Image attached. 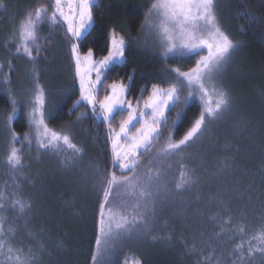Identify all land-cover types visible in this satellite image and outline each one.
Instances as JSON below:
<instances>
[{
  "label": "trees",
  "instance_id": "trees-1",
  "mask_svg": "<svg viewBox=\"0 0 264 264\" xmlns=\"http://www.w3.org/2000/svg\"><path fill=\"white\" fill-rule=\"evenodd\" d=\"M152 3L96 0L92 27L79 42L82 54L91 48L98 59L107 55L110 31L122 30L130 41L125 59L105 73L106 83L123 81L129 86L128 99L140 100L141 106L153 83L166 86L175 77L171 69L189 71L200 58L186 50L165 56L156 35L141 30ZM41 4L54 5V0H0V203L4 204L0 221L4 231H11L0 240L13 253L25 245L43 248L49 264H93L96 239L103 237L89 168L95 164L111 170L108 126L92 116L86 105L73 109L80 91L66 33L61 30L65 27L59 22L54 29L50 21H44L41 30L37 25L43 50L36 64L45 90L44 122L49 129L70 133L72 143L83 149V159L73 156L62 142L59 152L39 148L30 120L35 97L33 64L22 51L16 52V39L20 22ZM217 5L221 26L239 45L225 83L240 104L190 150L165 162L170 167H165L148 226L138 229L131 241L110 247L100 264H264V253L248 255L249 245L255 248L258 244L252 237L264 230V0H217ZM5 76L10 81L7 85ZM107 91L106 86L100 88L98 98L102 100ZM187 94L185 88L178 106L168 114L176 139L188 130L202 107L198 96L184 104ZM12 99L17 100L15 113ZM85 112L87 116L78 120ZM118 123L119 117L114 126ZM13 132L19 138L15 146L22 157L19 171L7 164ZM154 152L146 153L141 164L154 158ZM66 159L78 162L69 167L64 164ZM181 163L194 173V183L177 194ZM16 200L31 207L21 211ZM49 241L60 243V252L47 247ZM241 243L244 247L238 251Z\"/></svg>",
  "mask_w": 264,
  "mask_h": 264
},
{
  "label": "snow or ice",
  "instance_id": "snow-or-ice-1",
  "mask_svg": "<svg viewBox=\"0 0 264 264\" xmlns=\"http://www.w3.org/2000/svg\"><path fill=\"white\" fill-rule=\"evenodd\" d=\"M95 4L96 0H54V5L41 4L36 7L34 11L27 13L19 24L16 52L22 51L33 64L31 90L35 97L30 120L37 133L39 148H51L59 152L62 142L72 150L73 156L83 159V149L72 143L70 133L49 129L44 122L45 90L41 86V77L36 67L37 57L43 50L37 25L44 21L57 24L62 19L66 25V28L61 30L66 33L80 91V97L73 104V109L87 105L91 108L92 116L102 118L108 126L111 170L107 167L101 170L95 164L89 168L92 172L91 186L98 197V226L103 237L101 239L98 235L96 239V252L92 255V261L93 264H100V258L110 247L131 241L138 229L148 226V217L154 213L156 198L161 191L160 182L165 167H170L165 162L190 150L210 132L212 125L238 108L240 101L225 82L229 78L230 61L239 45L233 42L218 20L217 0H153L141 30L151 31L156 35L165 56L174 51L186 50L199 55L200 58L189 71L171 69L175 77L168 80L166 86L153 83L150 94L147 99H143L141 106L140 100L133 103L128 99L129 86L123 81L106 83L105 73L125 59L130 41L122 30L114 28L110 31V46L106 49V56L94 59L91 48L86 53H81L79 42L87 38L92 27ZM5 47L7 48V45ZM11 64L9 61L10 70ZM2 68L3 65H0V70ZM128 80L131 81L132 77H128ZM3 83H10L7 76L4 77ZM105 86L108 91L101 100L98 98V92ZM185 88L188 94L184 104L192 97L198 96L202 107L199 116L188 130L176 139L168 125V114L178 106ZM143 91L142 89L141 92ZM11 103L15 113L17 100L12 99ZM85 116L86 112L81 113L77 119ZM117 117L119 123L114 126ZM12 119L13 116L10 115L8 122ZM179 119L180 114L177 113V120ZM175 123L173 121V124ZM18 139L13 132L7 156V164L14 171H19L22 166V157L15 146ZM24 139L30 141L28 135H25ZM153 150L154 158H147V162L142 165L141 160L145 159V154ZM76 162L78 161L66 159L64 164L74 167ZM180 167V179L175 182L177 194L194 183V173H190L183 163ZM15 204L21 211L25 207H31L20 200H16ZM3 207L4 204L0 203V208ZM239 231L243 232L244 229ZM4 235L3 221H0V237ZM252 239L258 244L255 248L249 245L248 255L251 256L254 251L264 253V247H261L264 246V230ZM243 247L241 243L237 245V250ZM12 253L13 248L6 241L0 240V256L11 261ZM15 259L18 264H30L29 260H21L20 256ZM136 264L140 262L137 261Z\"/></svg>",
  "mask_w": 264,
  "mask_h": 264
},
{
  "label": "rangeland",
  "instance_id": "rangeland-1",
  "mask_svg": "<svg viewBox=\"0 0 264 264\" xmlns=\"http://www.w3.org/2000/svg\"><path fill=\"white\" fill-rule=\"evenodd\" d=\"M217 6L218 5H216V13H217V17H218V7ZM50 23H51V21H50ZM60 23H61L60 25H62V27L64 26L66 28V25L63 24L62 19H61ZM38 25H39V30H41L43 28V25L41 23ZM56 25H59V24H53L52 28L54 27V29H55ZM94 59H96V58H94ZM98 59H100V58H98ZM93 76H94V74H93ZM76 80H77V84L79 87V81H78V79H76ZM88 108L91 110L90 107H88ZM5 232L9 234L11 231H5ZM47 247L52 248L54 252H60L59 247H61V244L58 242L49 241L47 243ZM17 250H19L18 253H12L13 258L11 261L7 260L4 256H0V264H18V262L15 259L17 256H20L21 260H24V259L29 260L30 264H49V263H47L48 262L47 257H49V255L46 254V252L43 248L31 247L29 245H25L24 247H19ZM4 251L6 252L7 249L5 248Z\"/></svg>",
  "mask_w": 264,
  "mask_h": 264
}]
</instances>
